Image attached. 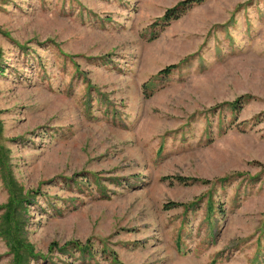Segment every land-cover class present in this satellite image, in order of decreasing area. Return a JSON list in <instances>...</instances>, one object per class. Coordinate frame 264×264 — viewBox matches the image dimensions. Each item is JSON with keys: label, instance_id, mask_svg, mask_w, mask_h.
Here are the masks:
<instances>
[{"label": "rangeland", "instance_id": "1", "mask_svg": "<svg viewBox=\"0 0 264 264\" xmlns=\"http://www.w3.org/2000/svg\"><path fill=\"white\" fill-rule=\"evenodd\" d=\"M177 1L0 0V264H264V0Z\"/></svg>", "mask_w": 264, "mask_h": 264}, {"label": "trees", "instance_id": "2", "mask_svg": "<svg viewBox=\"0 0 264 264\" xmlns=\"http://www.w3.org/2000/svg\"><path fill=\"white\" fill-rule=\"evenodd\" d=\"M200 1L201 0H178L172 6H169V7H167V8L164 9V11L162 12V14L159 16V20H160L159 23L162 24V25H165L170 20H172V19L178 17L179 15H181L185 11V9H187L188 7H190L192 4L197 3V2H200ZM163 69H167V68H161V69H159V71L161 72ZM235 103H237V101H234L233 102V106L234 107L237 106ZM166 177H168V176H166ZM178 178L182 179V177H180V176ZM112 179H114V181L117 183V179H115V178H112ZM189 181H193V179L190 178ZM94 182L96 183V184L94 183V187L99 188L100 187V184L98 183L97 177L94 178ZM169 205H172V203H170ZM68 249L77 250V251H83V252H88L89 251V247L82 246V245L78 244V242H75V241L72 242L68 247H66L64 249V251L65 250H68Z\"/></svg>", "mask_w": 264, "mask_h": 264}]
</instances>
